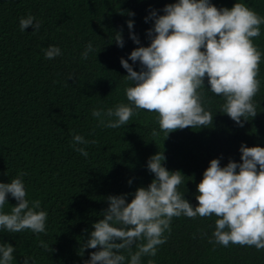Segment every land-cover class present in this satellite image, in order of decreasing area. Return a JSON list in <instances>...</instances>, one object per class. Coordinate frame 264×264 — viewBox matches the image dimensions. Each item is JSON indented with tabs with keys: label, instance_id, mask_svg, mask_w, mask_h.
<instances>
[{
	"label": "trees",
	"instance_id": "trees-1",
	"mask_svg": "<svg viewBox=\"0 0 264 264\" xmlns=\"http://www.w3.org/2000/svg\"><path fill=\"white\" fill-rule=\"evenodd\" d=\"M176 0H0V182L10 183L23 176L27 199L39 200L48 213L46 234L30 230L9 233L0 229V243L15 247L12 264H22L30 256L34 264H84L90 253L79 254L82 244L102 219L109 195L128 194L131 201L138 187L154 179L147 169L148 159L164 151V166L180 170L184 193L194 207L197 184L212 159L221 166L240 161V147H264V25L253 38L262 53L260 90L254 97L257 115L238 126L221 112L224 100L208 89L205 77L206 110L214 116L213 125L185 128L168 135L160 130L157 114L137 110L129 124L118 129L101 127L92 110L113 108L128 103L125 89L131 86L120 59L131 51L148 46L147 30L154 22L145 17L152 9L163 15L166 4ZM217 8L245 3L264 17V0H211ZM128 12L134 13L129 16ZM29 14L41 22L38 32L29 27L21 31L19 21ZM140 45L129 37L128 20ZM122 31L124 47L114 42ZM94 51L82 59L88 43ZM59 46L62 55L48 60L44 51ZM97 54V55H96ZM140 71V64H133ZM74 74L73 79H68ZM155 129L159 135L153 136ZM81 135L95 144L76 145L89 153L84 157L74 150L73 136ZM166 138V139H165ZM131 181V184H129ZM15 201L10 195L4 212ZM217 217L184 216L173 218L167 242L155 257H142L141 264H264V249L209 243ZM87 229L88 231H84ZM43 240L52 249L40 247ZM135 251V248L133 249ZM125 264H129L127 253ZM29 261V264H32Z\"/></svg>",
	"mask_w": 264,
	"mask_h": 264
},
{
	"label": "clouds",
	"instance_id": "clouds-1",
	"mask_svg": "<svg viewBox=\"0 0 264 264\" xmlns=\"http://www.w3.org/2000/svg\"><path fill=\"white\" fill-rule=\"evenodd\" d=\"M162 11L164 14L158 15L152 9L145 17V22H154L147 30L150 44L132 50L128 59H120L127 72L124 77L131 82L125 89L128 103L106 110L94 108L92 116L101 127L118 129L128 125L137 110H146L157 114V123L166 138L176 130L212 126L214 116L205 108L202 91L207 77L208 90L224 100L221 112L243 127L249 117L257 115L254 97L260 90L257 76L262 53L253 38L260 37L264 17L242 2H235L231 8H217L211 0H176ZM19 27L21 31L32 27L35 34L41 22L29 14L20 19ZM127 27L130 39L140 45L132 31L134 21L128 20ZM114 42L124 47L122 31L115 33ZM93 51L89 42L82 59ZM60 55L59 46L50 45L44 51L48 60ZM128 60L139 62L140 71L134 70ZM73 78L74 74H69L68 79ZM152 135L159 133L153 129ZM89 143L96 141L73 136L74 150L86 158L89 153L85 148L75 146ZM240 153L239 163L230 159L222 167L219 158L210 161L197 184L195 207L178 191L184 183L182 172L169 171L164 166V151L152 155L147 169L154 179L147 187H138L130 202L126 199L128 194L106 197L108 207L101 213L103 218L92 225L93 230L79 250L83 255L86 249H96L84 264H125V252L130 257L129 264H141L142 257L157 255L159 246L167 242L165 233H171L173 218L181 216L217 217L209 239L214 245L264 249V147L241 144ZM25 175L20 172L10 183L0 182V229L46 234L48 213L40 210L39 200L27 199ZM9 195L17 203L10 212H4ZM40 247L53 251L43 240ZM14 251L12 244L0 243V264H12ZM29 261L32 258L25 256L22 264ZM148 264L154 261L149 260Z\"/></svg>",
	"mask_w": 264,
	"mask_h": 264
}]
</instances>
